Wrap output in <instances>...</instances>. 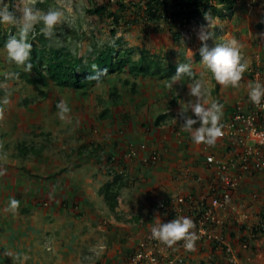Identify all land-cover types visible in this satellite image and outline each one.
<instances>
[{
	"label": "crops",
	"instance_id": "0c3cea01",
	"mask_svg": "<svg viewBox=\"0 0 264 264\" xmlns=\"http://www.w3.org/2000/svg\"><path fill=\"white\" fill-rule=\"evenodd\" d=\"M253 72L242 84L241 77L236 86L229 85L228 91L234 96H229L228 103L219 102L222 115L242 95L248 96L250 82L264 84V69ZM140 100L143 104L139 102L138 107H148V102L143 98ZM155 100L151 101L149 112L146 110L141 116L133 112V116H137L132 119L130 113L137 108L133 104L125 106L128 118L118 121L123 124L122 135L110 133V128L106 130L102 137L105 149L94 152L88 147L86 152L80 148L70 151L77 156L74 158H81L87 164L82 162L80 165L75 161L71 165L44 167V164L37 163L36 170L40 169L45 174L34 171L30 180L22 174L19 175L22 180H19L15 174L8 173L7 167L2 169L6 174L0 183V264H119L135 250L153 224L167 222L166 218L157 217V202L183 196L191 188L195 190L194 199L197 201L211 177L204 166V155L208 152L221 155L223 144L217 142L208 146L193 142L190 135L177 125V130L184 134L179 139L173 129L174 116L192 112L174 110L164 101ZM160 113L167 115L163 121H167L170 129V132L166 129L164 135H161L162 126L158 133L152 128L155 117ZM113 115L109 114L101 121L108 126ZM149 127L151 130H146ZM132 143L134 146L144 143L149 151H156L159 154L157 162L144 163L140 154L133 159L126 158V149ZM45 152L44 149L32 155V161L41 156L45 159ZM15 155L14 151L13 158L17 159ZM108 155L115 160L108 161ZM21 171L25 170L22 168ZM115 174L123 177L125 186L119 192L117 207L110 211L99 190ZM254 179L246 180L245 188L235 201L238 204L246 200L250 207L247 212L249 219L260 208L258 204L250 206L249 189L252 185H263V178ZM198 181H201L200 185ZM11 198L19 202L15 210L8 207ZM193 206L196 208L197 205ZM181 212L182 215L192 213L184 204ZM225 223V227L230 228V221ZM198 245L200 247L184 253L185 264H203L208 253H218L210 251L212 245L209 242ZM173 246L175 248L177 244Z\"/></svg>",
	"mask_w": 264,
	"mask_h": 264
},
{
	"label": "rangeland",
	"instance_id": "374dc122",
	"mask_svg": "<svg viewBox=\"0 0 264 264\" xmlns=\"http://www.w3.org/2000/svg\"><path fill=\"white\" fill-rule=\"evenodd\" d=\"M94 1L101 3L107 0ZM37 4H44L46 9H36L35 5ZM25 5L40 12L59 9L62 12V17L60 22L54 26V31L49 38L50 44L66 46L72 53L79 56L89 53L93 44L100 47L110 39L111 22L109 20L99 22L85 13V10L90 7V0H51L46 2L44 0H15L16 9H22ZM21 14L19 12V16ZM125 14L126 18L130 17L132 10L126 11ZM221 14V16H212L215 36L204 43L211 47L215 43L232 38L238 41L241 62L246 65L245 71L242 73V84L254 73L250 68L254 61H257L258 65H264V0H236L233 11L224 10L221 11ZM35 26L41 27V24L37 23ZM0 27L9 33L17 29L19 24H0ZM162 28L161 32L152 33L142 23L125 27L121 22L117 28L116 37L123 38V49L130 47L137 49L133 58L139 56V50L147 49L150 54L161 59L165 65H177L178 63L193 61L194 53L201 46V42L197 38L198 25L185 28L183 39L189 38V40L183 47H174L168 35V27L162 26ZM189 64L192 75L182 74L181 79L174 82L172 87H169L170 78L168 77L133 80L123 73L108 77L96 87L88 89L87 95H82L79 92L62 91L49 83L44 89V96H41L38 85L27 84L14 74L16 69H23V66L15 64L8 58L5 47L0 48V135H4V138L0 140V173H2L0 174V183L5 178L6 172L2 170L4 167H7L8 173L15 174L17 179L22 180L21 176L24 175L26 179L30 180L34 171H40V169L36 170L37 163L44 164V167H48V165L54 167L61 164L71 165L75 161L79 162L80 165L82 162L87 164L81 158H74L77 156L71 154L70 151L85 145L84 141L86 140H92L93 146L98 145L100 149H105L106 146L103 144L102 137L111 124L109 123L110 125L107 126L99 116L105 108L109 110V106H112L111 99L114 97H110V92L114 90L122 96L124 102L120 100L122 106H131L130 99H133L134 96L130 95V87L124 86L123 81L125 79L130 80V82L135 81L138 89L136 96L145 99L144 102H148V107L143 109L137 105L143 100L135 99L137 102L136 106L133 107L137 109H132L131 119L137 115H144L146 110L149 112L152 109L151 101L156 98L158 101H164L169 105V108L174 110L191 111L190 105L196 101V97L190 95V86L193 80L202 81L205 94L201 102L205 106H208L213 100L217 103L220 101L228 103L229 96H234L228 91L229 85L215 81L211 73L203 68L200 61ZM245 97L248 96L242 95L241 99ZM24 99L27 100L25 106L22 105ZM61 100L65 101L70 109L69 112L63 114V118L58 115L56 107L57 102ZM155 101L157 102V100ZM112 108L110 112L114 115L111 117L120 121L119 115L126 109L118 108V106ZM133 112L137 115L133 116ZM166 122L165 124H167ZM115 127L117 126L114 123L112 128ZM166 129L170 132V129L162 126L161 135L167 132ZM116 135L120 136L122 133L116 131ZM22 141L26 142L27 145L39 146V144H44L46 147L45 159L41 156L34 162L32 155L28 156L27 159H14V146ZM81 143L83 144L81 145ZM87 150L88 146L84 147V152ZM69 153L70 156H67ZM73 158L75 160H72ZM22 168L25 170L24 172L21 171ZM40 173L45 174L41 171ZM255 180H258V177ZM258 191L260 196L264 198V194L261 195L259 188ZM120 198L122 200V197ZM241 204L244 206L239 208L236 204L237 211L247 215L250 208L249 204L247 205L245 200ZM252 204L257 206L258 201ZM144 208L146 209V207ZM219 218V221H230L232 218L231 210L224 212V214L220 213ZM132 232L134 234V231ZM139 242L144 243V238ZM138 248L137 244L135 250Z\"/></svg>",
	"mask_w": 264,
	"mask_h": 264
},
{
	"label": "trees",
	"instance_id": "16d2710c",
	"mask_svg": "<svg viewBox=\"0 0 264 264\" xmlns=\"http://www.w3.org/2000/svg\"><path fill=\"white\" fill-rule=\"evenodd\" d=\"M46 1L51 0H44V2ZM4 2H6L10 8L16 9L15 0H4ZM235 3L236 0H107L101 3L90 0V7L85 10V13L99 22L107 20L111 22L112 27L109 29L110 39L107 43H104L100 47H96V45L93 44L92 50L89 53L84 56H79L78 54L72 53L66 46H55L50 44L49 38L51 37H45L40 31L41 27L34 25L32 31L28 34V42L31 45L28 60L31 63V68L28 71H24V68L16 69L14 74L27 84L38 85L40 87L39 94L41 96H44V89L49 83L62 91L79 92L82 95H87L88 89L96 87L113 75L118 76L124 73L133 80L137 78L145 79L153 77L171 78V76L175 74L177 65H165L162 63L161 59H158L154 54H150L147 49L139 50L140 52L137 58H133L137 50L136 48L130 47L123 49V38L116 37L117 28L120 26L121 22L125 27L142 23L143 26L152 33H159L163 29L162 26H166L168 27V35L174 47H183L189 40V38L186 40L183 39L186 27L206 24L205 13L212 17L221 16V11L224 10L231 12L233 11ZM35 8L41 10L46 9L44 4H37ZM128 10H132V14L130 17L126 18L125 12ZM17 16L19 17V12H17ZM18 30L19 27L7 33L0 27V48L5 47L11 36H16L18 39ZM198 49L194 53V60L188 61L187 63L200 61ZM251 66L256 72L264 69V65H258L257 61H254ZM101 69L105 71L99 75L98 78L89 79L90 76L100 72ZM123 84L126 88L130 87V95L134 96V100L141 99L136 96L138 89L135 81L130 82V80L125 79ZM110 93V97H114L111 99L113 102L111 108L117 106L118 108H124L125 105L122 106L120 104V100L123 102L122 96L118 95L115 90ZM133 99H130V104L136 106V102L133 103ZM156 100H158V98H156ZM22 105H27V100L25 101L24 99ZM232 108L233 105L226 108L224 110L225 114L221 115L220 119L226 118L230 114ZM110 110L111 109L108 110L107 108L104 109L99 117L101 119L107 118V116L111 114ZM164 117L165 116L161 115V113L155 117L152 126L154 132L158 133L159 127L161 128V126L165 128L169 127V124L167 122V124H165L163 121ZM119 118L124 120L128 118V114L126 112L120 113ZM114 123L117 127L112 128ZM122 125L123 124L120 122L111 118L109 132L116 134V131H120L121 133L123 130ZM143 125L142 123L141 126ZM177 125L178 124L175 123L173 129L175 134L176 132H180V136L178 137L180 139L182 137L181 135L184 134L182 130H177ZM146 130L151 129L149 127L146 128ZM3 138L4 135L1 134L0 140ZM108 138H110V134ZM215 143H217V141H215ZM86 144L78 148L82 151L84 147L88 146L93 151L100 150L98 145L93 146L92 140H86ZM130 146L131 145H129L127 149ZM14 147L16 152L15 156L22 159L27 158L29 155H37L46 148L44 144H39V146L33 144L27 145L24 141L16 143ZM106 158L108 161L115 160V157L111 155L106 156ZM204 166L205 169H207L205 164ZM200 184L201 181H199V185ZM124 186L125 182L123 177L117 174L113 175V178L109 182L101 186L99 193L102 195L110 211H114L117 207L119 192ZM192 189L193 188H191L189 193L183 194V196L186 200L184 207L192 212L187 216L193 220L195 218L194 216L199 214L201 209L195 208L192 201H187L186 197L189 195L194 199L195 190L192 191ZM193 201H195V199ZM162 202L165 206L173 207V204H171L167 198L163 199ZM156 211L158 218H166L167 221L185 216L182 215V212L175 214L171 211H167V213L161 214L157 208ZM178 243H180V241H178ZM196 246L200 247L198 243L195 244L194 247ZM210 251H214L212 246ZM96 263L101 264L99 262Z\"/></svg>",
	"mask_w": 264,
	"mask_h": 264
},
{
	"label": "built area",
	"instance_id": "2783aa9c",
	"mask_svg": "<svg viewBox=\"0 0 264 264\" xmlns=\"http://www.w3.org/2000/svg\"><path fill=\"white\" fill-rule=\"evenodd\" d=\"M261 105H264V98L260 104H254L249 98L237 99L230 114L220 119L222 135L216 141L223 144L222 154L205 153L204 163L211 173L210 180L197 201H193L190 195L186 197L201 209L194 216L195 226L191 229L198 236L194 246L206 241L218 252L217 255L208 253L203 264H264V198L258 191L259 188L261 195L264 194V107ZM162 115L166 117L165 113ZM186 116L194 117V113ZM174 123L181 127L183 116H174ZM198 126L199 122L192 125L193 128ZM176 134L180 136V132ZM138 154L144 163H155L159 159V154L154 150L147 152L144 144L130 146L124 156L133 159ZM260 176L263 185H252L248 192L249 201H258L260 208L249 219L248 215L237 211L235 201L245 188L246 180ZM184 198L178 195L168 199L173 207L159 201L156 208L161 214L167 211L181 213V205L186 201ZM241 203H238V208L244 206ZM229 210L232 218L230 228H226V223L219 221V216ZM144 241L119 264H185L184 253L191 250L183 246L182 240L176 243L175 248L168 246L154 239L151 230Z\"/></svg>",
	"mask_w": 264,
	"mask_h": 264
},
{
	"label": "clouds",
	"instance_id": "9594fccd",
	"mask_svg": "<svg viewBox=\"0 0 264 264\" xmlns=\"http://www.w3.org/2000/svg\"><path fill=\"white\" fill-rule=\"evenodd\" d=\"M17 12L22 14L18 17ZM204 16L207 23L199 25L197 31V38L201 42V46L198 49L200 63L218 83L236 86L246 68V65L241 62L240 45L235 38L215 43L211 47L204 43L215 36L213 18L207 13ZM61 17L62 12L59 9L40 12L39 10L34 11L28 5H25L22 9H13L4 0H0V24H19V38L11 36L5 45L8 58L15 64L22 65L24 71H28L31 68V63L28 60L31 49V45L28 42V34L32 31L34 25L39 23L41 24L40 31L44 36H50L54 31V26L60 22ZM190 67L189 63H178L175 74L170 78L169 87H172L174 82L181 79L182 73H187L191 76ZM104 71L101 69L100 72L94 73L89 79L98 78ZM204 94L202 81L193 80L190 86V95L196 97V101L191 103L190 106L194 117L186 116L181 112L184 119L181 128L190 135L193 142L213 145L216 138L222 135V125L219 123L222 115V105L213 100L208 106H205L201 102ZM248 97L254 104H260L262 98H264V84L259 81L250 82ZM261 106L264 107V105ZM56 107L61 118H63L64 113L70 110L68 104L63 100L58 101ZM197 122H199V126L193 128L192 125ZM140 144L144 143H139L138 145ZM138 145L133 146L137 147ZM18 204L19 202L15 198H11L8 207L15 210ZM194 226V221L190 217L181 216L167 222L153 224L151 235L154 239L168 246H173L177 241L182 240L185 248L192 249L194 242L198 239L197 233L191 231Z\"/></svg>",
	"mask_w": 264,
	"mask_h": 264
}]
</instances>
